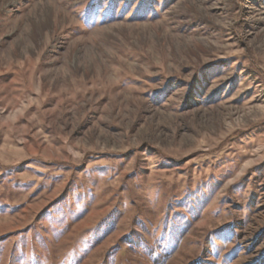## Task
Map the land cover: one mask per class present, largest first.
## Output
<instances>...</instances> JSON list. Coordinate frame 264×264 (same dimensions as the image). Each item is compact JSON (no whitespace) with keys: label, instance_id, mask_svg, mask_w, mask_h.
I'll return each mask as SVG.
<instances>
[{"label":"rangeland","instance_id":"1","mask_svg":"<svg viewBox=\"0 0 264 264\" xmlns=\"http://www.w3.org/2000/svg\"><path fill=\"white\" fill-rule=\"evenodd\" d=\"M0 264H264V0H0Z\"/></svg>","mask_w":264,"mask_h":264}]
</instances>
